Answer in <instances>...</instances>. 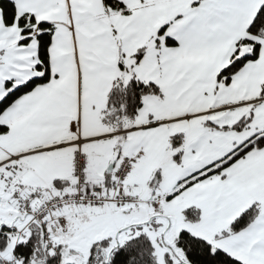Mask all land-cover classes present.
<instances>
[{
    "label": "snow or ice",
    "instance_id": "obj_1",
    "mask_svg": "<svg viewBox=\"0 0 264 264\" xmlns=\"http://www.w3.org/2000/svg\"><path fill=\"white\" fill-rule=\"evenodd\" d=\"M0 264H264V0H0Z\"/></svg>",
    "mask_w": 264,
    "mask_h": 264
}]
</instances>
